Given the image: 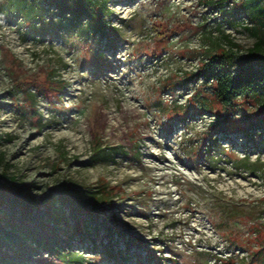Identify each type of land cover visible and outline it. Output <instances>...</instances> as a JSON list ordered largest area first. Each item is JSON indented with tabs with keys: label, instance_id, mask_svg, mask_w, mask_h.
I'll return each instance as SVG.
<instances>
[{
	"label": "rangeland",
	"instance_id": "1",
	"mask_svg": "<svg viewBox=\"0 0 264 264\" xmlns=\"http://www.w3.org/2000/svg\"><path fill=\"white\" fill-rule=\"evenodd\" d=\"M106 1L109 32L86 40L0 0L2 182L106 194L75 214L92 241L71 220L27 264H264V110L198 76L254 46L244 0Z\"/></svg>",
	"mask_w": 264,
	"mask_h": 264
},
{
	"label": "trees",
	"instance_id": "2",
	"mask_svg": "<svg viewBox=\"0 0 264 264\" xmlns=\"http://www.w3.org/2000/svg\"><path fill=\"white\" fill-rule=\"evenodd\" d=\"M5 1L16 5L17 12L29 26L36 20L45 24L48 10L53 9L57 11V20L53 18V25L65 32L77 33L86 40L104 37L111 28L107 18L111 12L106 0ZM230 13L242 14L259 27H245L257 39L254 46L245 55L223 50L210 56L202 63L198 76L205 84H212V95L224 107H230L235 100L244 98L264 110V38L258 33L264 30V0H244ZM220 130L226 129L223 127ZM4 177L5 173L0 174V209L6 222V225L0 222V264H27L38 250L61 249L57 228L62 225L70 227L71 220L76 222L75 231L80 236L79 240H93L94 236L90 235L92 227L82 225V219L75 214L84 212L85 202L99 205L106 199V194L98 196L91 190L70 188L56 191V198L50 195L46 202H41L32 195L37 188L34 184L3 183ZM67 209L72 211L71 216H68ZM74 238L70 236L66 242H72ZM67 257L71 258V254Z\"/></svg>",
	"mask_w": 264,
	"mask_h": 264
}]
</instances>
